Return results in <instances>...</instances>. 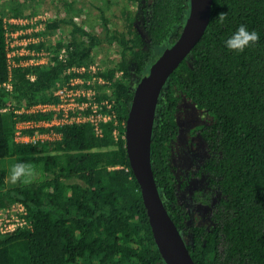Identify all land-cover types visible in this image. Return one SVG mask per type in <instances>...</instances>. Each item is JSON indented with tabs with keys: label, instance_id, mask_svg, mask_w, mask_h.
<instances>
[{
	"label": "trees",
	"instance_id": "1",
	"mask_svg": "<svg viewBox=\"0 0 264 264\" xmlns=\"http://www.w3.org/2000/svg\"><path fill=\"white\" fill-rule=\"evenodd\" d=\"M1 1L0 109L13 102L29 108L55 101L64 72L93 64L104 42L118 45L120 59L101 73L111 81L108 98L119 121L117 127L103 125L102 136L91 125H73L58 129L62 139L54 144H20L14 140L16 116L0 112V160L12 158L32 168L31 176L12 187L0 170V207L24 203L32 224L0 237V264H166L130 166L125 125L136 85L178 40L190 0L92 3L103 22L102 35L93 31L94 24L90 29L74 20L88 12L85 0L65 2V15L47 22L46 41L31 46L49 52V64L14 68L13 95L3 86L10 74L4 16L30 18L32 0ZM112 5H123V28H110ZM242 23L261 39L243 52L226 49L223 39ZM58 30L63 36H55ZM63 49L69 56L65 63L59 60ZM118 72L123 73L119 79ZM184 99L211 117L200 132L207 158L199 174L206 176L209 195L198 191L196 198L210 204L215 193L218 199L203 224L188 223L191 216L179 202L170 163ZM151 157L160 196L195 264H264V0H213L206 32L160 94Z\"/></svg>",
	"mask_w": 264,
	"mask_h": 264
},
{
	"label": "built area",
	"instance_id": "2",
	"mask_svg": "<svg viewBox=\"0 0 264 264\" xmlns=\"http://www.w3.org/2000/svg\"><path fill=\"white\" fill-rule=\"evenodd\" d=\"M48 13H42L30 18H5L6 41L8 49L9 80L4 87L14 94L12 70L17 67L45 66L50 62L49 52L36 50L31 46L46 41L43 35ZM68 55L63 49L59 60L65 63ZM19 59V61H18ZM104 70L98 62L90 65L73 66L66 70L57 86L55 101L39 103L29 108H17L13 102L0 112H13L17 120L15 126V142L25 145L43 146L54 144L62 139L57 130L66 126L89 124L97 136L103 135V125L114 122L119 124L114 101L108 96L111 93V81L101 73ZM122 72L116 74L119 79ZM34 81L36 77L30 76ZM23 115H50L49 119H23ZM118 135V130H115ZM29 211L22 202H14L9 207H0V237L22 229H31L28 219Z\"/></svg>",
	"mask_w": 264,
	"mask_h": 264
},
{
	"label": "water",
	"instance_id": "3",
	"mask_svg": "<svg viewBox=\"0 0 264 264\" xmlns=\"http://www.w3.org/2000/svg\"><path fill=\"white\" fill-rule=\"evenodd\" d=\"M213 0H190V11L178 40L158 57L136 85L125 125L130 166L141 188L152 233L166 264H195L178 227L160 196L152 167V133L160 94L206 32Z\"/></svg>",
	"mask_w": 264,
	"mask_h": 264
},
{
	"label": "rangeland",
	"instance_id": "4",
	"mask_svg": "<svg viewBox=\"0 0 264 264\" xmlns=\"http://www.w3.org/2000/svg\"><path fill=\"white\" fill-rule=\"evenodd\" d=\"M19 1V0H18ZM70 0H32L29 2L27 9L35 16L42 13H48L51 18H57L65 15V2ZM2 1L0 0V3ZM80 2H83L80 0ZM92 3H99L100 0H85L84 4L88 12L83 13L82 16L78 15L74 18L75 22L78 24L86 23V27L90 28V24H94L93 31L102 35L103 22L100 20V14L97 9L91 6ZM122 6L112 5L107 10V15L110 20V28L115 29L123 28L124 21L121 16ZM131 9H135L133 6H130ZM6 13H10L9 10ZM9 14L4 16L8 18ZM85 26V25H84ZM90 28V29H91ZM63 36L62 30H58L55 36ZM119 47L117 44H108L104 42L96 51V60L100 64L102 70L106 68L114 67L115 64L120 59ZM166 49L162 52V54ZM161 54V55H162ZM159 57V56H158ZM177 121L180 127V135L175 141L171 155L170 163L174 171L175 176V187L178 192L179 202L182 205L183 210L186 214H189L194 219L189 218L191 222H196L203 224L205 220H208L211 207L207 204H201L193 199V193H196V190H200L201 183L205 181V176L199 175L198 168L201 164L200 161L205 158V142L200 134L201 128L207 126L211 123V117L206 113L200 111L194 104L190 101L184 99L180 105ZM15 163L14 159L8 158L0 160V170H5L7 173V184L12 187L15 185L10 178V169ZM198 172V173H197ZM218 195L214 193L212 196V204H216Z\"/></svg>",
	"mask_w": 264,
	"mask_h": 264
},
{
	"label": "clouds",
	"instance_id": "5",
	"mask_svg": "<svg viewBox=\"0 0 264 264\" xmlns=\"http://www.w3.org/2000/svg\"><path fill=\"white\" fill-rule=\"evenodd\" d=\"M221 22L224 21L225 15L219 14ZM261 39L260 33L255 29H249L246 24H240L228 36L223 39V45L226 49L234 52H243L247 47L254 45ZM32 168L24 161L14 163L10 169V178L13 183L22 181L24 178L31 176Z\"/></svg>",
	"mask_w": 264,
	"mask_h": 264
},
{
	"label": "flooded vegetation",
	"instance_id": "6",
	"mask_svg": "<svg viewBox=\"0 0 264 264\" xmlns=\"http://www.w3.org/2000/svg\"><path fill=\"white\" fill-rule=\"evenodd\" d=\"M205 147H206V145H205ZM205 152H206V154H205V158H204V160L202 159L201 161H200V165H199V168H198V172L200 173V172H202V168H203V165H204V163H205V161H206V158H207V149H205ZM174 172V171H173ZM197 172V173H198ZM199 175H202V176H205L204 174H199ZM208 183H207V180H206V176H205V181L203 182V183H201V188H200V190H198V191H202L203 192V194H204V198H205V195H209V189H208ZM177 191V190H176ZM197 190H196V193L194 192L192 195H193V199L195 200V201H197V202H199V203H203V202H201V200L199 201L196 197V195H197V192H198ZM177 194H178V192H177ZM179 198V197H178ZM211 200H212V196H210V202H211ZM203 204H206V203H203ZM207 205H210V206H212L211 207V213H210V216H209V218H208V220H205V222H208V221H210V218H211V215H212V211H213V207L215 206L214 204H212V202L210 203V204H207ZM191 218L192 219H194L192 216H191ZM188 223H190V224H192V223H196V222H191L190 220H189V222ZM197 224H199V223H197ZM181 233V232H180ZM183 236V235H182ZM183 238H184V236H183ZM184 240H185V238H184ZM185 242H186V240H185ZM187 244V243H186Z\"/></svg>",
	"mask_w": 264,
	"mask_h": 264
},
{
	"label": "crops",
	"instance_id": "7",
	"mask_svg": "<svg viewBox=\"0 0 264 264\" xmlns=\"http://www.w3.org/2000/svg\"><path fill=\"white\" fill-rule=\"evenodd\" d=\"M51 116L50 115H42V117L40 118L41 120L43 119H49ZM39 120V119H38ZM89 125V124H88ZM58 131V130H57ZM59 132V131H58ZM60 133V132H59Z\"/></svg>",
	"mask_w": 264,
	"mask_h": 264
}]
</instances>
